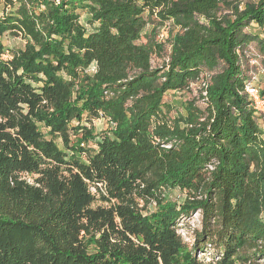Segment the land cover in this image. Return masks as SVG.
I'll return each mask as SVG.
<instances>
[{"label":"trees","instance_id":"obj_1","mask_svg":"<svg viewBox=\"0 0 264 264\" xmlns=\"http://www.w3.org/2000/svg\"><path fill=\"white\" fill-rule=\"evenodd\" d=\"M1 3L0 264H263L264 116L245 83L264 0ZM150 23L177 30L159 67ZM7 32L25 40L10 59ZM201 80L204 105L169 116L166 95Z\"/></svg>","mask_w":264,"mask_h":264},{"label":"rangeland","instance_id":"obj_2","mask_svg":"<svg viewBox=\"0 0 264 264\" xmlns=\"http://www.w3.org/2000/svg\"><path fill=\"white\" fill-rule=\"evenodd\" d=\"M4 10L6 11V6L4 3L0 4V15H3ZM81 15V22L84 25L88 26V15L86 12H79ZM155 28H158V25L150 23L147 28L145 29L144 33L146 35H151L154 34ZM177 30L173 27L171 24H167L165 27L162 26L158 28V40L161 42V44H164L165 46V51L163 52V55L160 56H154L152 59V64L154 67H159L163 65L165 61L168 59V55L170 53V46H168V40L166 39L165 35H171L172 33H175ZM252 31L259 34V36L264 39V28H259L257 25H255L252 28ZM2 44L5 47L6 50V55L4 56L5 59H10L12 56L13 51H17L20 49H23L25 46V40L22 38L20 35H15L14 33L7 32L5 35L2 37ZM142 42H146V38L143 37ZM253 54H258V52L255 49V46H252ZM259 55V54H258ZM247 74L256 72L257 73V85L260 87L262 91H264V73L261 71L260 68H253L252 65H250L247 61ZM93 66L89 68V72H93ZM203 79H206V76L204 75ZM204 91V84L201 81H196L192 82L189 89L181 92H169L166 97H165V102L167 104H170L171 111L169 113V116L174 117L176 116L177 112L180 113H185L184 111V104L189 102V101H196L198 105L203 106L204 102L201 100V95L204 96L205 92ZM75 126L78 124L75 123ZM84 126L86 127H93L95 129V132L97 134H102L104 133L111 125L106 119H97L94 120L91 124L88 122L83 123ZM261 126L264 131V122L261 121ZM42 132L48 137L51 138L50 136L47 135V130L46 129H41ZM56 144L60 149L63 150V143L60 138L55 139ZM31 181L32 179L30 177H26ZM170 199H172L175 202L181 203L185 197V194L182 193L179 190H173L169 193ZM101 203L98 202L96 205H100ZM151 209H154V205H151ZM201 227L200 224V215L196 214L193 215L189 219H185L181 221L178 225V233L185 239L186 242H188L191 245V242L193 241V232L196 229H199ZM200 259H205V262H208L210 258L204 254L199 255ZM264 264V261L262 262Z\"/></svg>","mask_w":264,"mask_h":264},{"label":"built area","instance_id":"obj_3","mask_svg":"<svg viewBox=\"0 0 264 264\" xmlns=\"http://www.w3.org/2000/svg\"><path fill=\"white\" fill-rule=\"evenodd\" d=\"M253 48L251 47L248 51L249 63L252 65L253 68H260L261 71L264 73V69L261 68L260 65V57L258 54L252 53ZM95 67L93 66V71ZM89 70V69H88ZM257 73L251 72L249 74V79L245 83V93L247 94L248 98L251 100L254 109L258 112L259 115L264 116V97L261 95V89L257 85ZM264 118V117H263Z\"/></svg>","mask_w":264,"mask_h":264},{"label":"crops","instance_id":"obj_4","mask_svg":"<svg viewBox=\"0 0 264 264\" xmlns=\"http://www.w3.org/2000/svg\"><path fill=\"white\" fill-rule=\"evenodd\" d=\"M254 26H255V25H252L251 28H250V30H251Z\"/></svg>","mask_w":264,"mask_h":264}]
</instances>
